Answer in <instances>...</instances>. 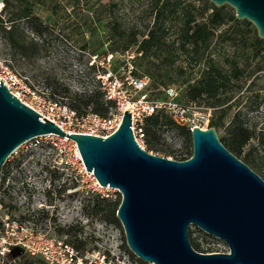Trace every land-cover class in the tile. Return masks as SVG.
Masks as SVG:
<instances>
[{
  "label": "water",
  "instance_id": "obj_1",
  "mask_svg": "<svg viewBox=\"0 0 264 264\" xmlns=\"http://www.w3.org/2000/svg\"><path fill=\"white\" fill-rule=\"evenodd\" d=\"M207 1L230 6L264 39V0ZM130 126L125 110L107 137L68 133L18 100L0 80V167L12 151L39 135L65 136L75 141L100 184L121 193L116 216L137 258L150 264H264V178L222 144L214 127H193L192 152L177 159L143 149ZM191 225L220 238L229 250H196Z\"/></svg>",
  "mask_w": 264,
  "mask_h": 264
},
{
  "label": "rangeland",
  "instance_id": "obj_2",
  "mask_svg": "<svg viewBox=\"0 0 264 264\" xmlns=\"http://www.w3.org/2000/svg\"><path fill=\"white\" fill-rule=\"evenodd\" d=\"M58 1L66 5V8L53 20L46 19L44 10L38 9L34 12V15L49 27L44 35L35 34L24 21L18 22L19 29L35 43L27 54L12 49L0 32V59L7 61L42 95L66 102L68 98L61 92L62 87H67L73 95L76 92L90 91L96 86L93 79L96 72L87 68L94 61V56L83 51L81 45L85 40L91 44V48L99 46V40L101 41L106 30L97 22L95 32L90 33L88 30L82 36L83 16L93 9H100L102 5L104 6L101 15L103 21L113 18L124 27L136 26L139 39L140 33H145L149 29L151 17L149 0H78L77 3L73 0ZM192 1L196 2V0ZM2 10L3 4H0V14ZM94 25L96 26V22ZM174 30L175 27H168L167 40L175 38ZM111 44L112 42L107 40L98 52V57L95 58L99 71L102 70L101 63L105 60L102 51ZM127 51L135 52V45L130 46ZM232 51V47L222 43H213L210 48L212 56L219 60L223 55L230 56ZM122 52L124 51H116L113 59L118 60ZM172 59V65L164 66L162 71L167 76L164 81L168 85L159 86L158 89L165 91L167 88H173L179 96H182L184 89L182 78L189 76L190 82H193L204 66L198 64L197 58L182 54L178 50L174 51ZM160 60V57L155 56L140 60V53L135 54L138 71H142L144 66L149 65L148 63L152 61L157 63ZM177 66L185 67L186 74L183 77L176 74ZM255 75H257L254 79L255 84L251 90H248V82L241 88V92L237 91L235 86H227L224 91L232 95L231 111L245 113L248 123L256 128V133L264 135V73L256 72ZM242 91L243 98L238 97ZM256 94L259 97L257 100H255ZM200 104L203 105L205 102L201 101ZM162 135L164 139L161 145L162 151L155 153L179 158L191 151L192 144L189 137L181 136L174 130H164ZM217 135L219 138L223 136L224 129H217ZM51 155L52 151L45 146L34 147L31 142H27L7 157L6 165L0 169V221L2 222L0 234L6 228V221L16 219L20 223L36 226L60 236L73 245L82 240L84 244L79 248L81 251L91 248L106 249L108 253L116 254L114 261L118 258L120 260L129 258L137 264V260L129 253L119 220L107 222L86 215L82 206L83 198L88 193L68 190L69 184H63L58 173L54 174L49 168L48 161ZM59 188L62 190H58ZM109 193L112 198L118 196L121 198V194L116 190H111ZM190 227H195L194 232L198 234L196 230L199 229L198 227L193 225ZM200 246L205 252L224 251L226 243L215 236H206L204 240H200ZM27 256L21 249L17 252L12 249L0 255V264H24Z\"/></svg>",
  "mask_w": 264,
  "mask_h": 264
},
{
  "label": "trees",
  "instance_id": "obj_3",
  "mask_svg": "<svg viewBox=\"0 0 264 264\" xmlns=\"http://www.w3.org/2000/svg\"><path fill=\"white\" fill-rule=\"evenodd\" d=\"M73 2L77 3L78 0H73ZM65 8L66 5L58 0H4L2 14H0V32L12 49L25 55L32 50L35 43L19 29L18 22L24 21L35 34L42 36L49 27L34 15V12L38 9L44 10L46 19L53 20ZM103 11L104 6L101 5L100 9H93L83 16L82 36L88 30L90 33L95 32L97 22L103 26L106 33L102 35L101 41L99 40V46L91 48V44L84 40L81 49L97 58L98 52L109 40L112 44L102 51L104 58L116 51L126 52L132 45H135L136 54L140 53V60L147 59L149 56L160 57L159 62L152 61L144 66L142 71L139 70L140 74H145L150 78V87L153 90L150 92L151 97H164V91L158 88L168 85L164 81L167 76L162 71L164 66L172 65L175 50L197 58L198 64L204 67L201 68L193 82H190L189 76L182 78L181 83L184 89L182 96L177 95L176 100L182 103L195 102L199 105H202L200 102L204 101L206 105L203 104V106L212 109L209 127H214L216 131L219 128L224 129V135L218 137L222 144L264 178V135L256 133V128L248 123L245 113L231 111L232 95L224 91L227 86H235L236 90L240 91L248 82V90H251L257 76L255 73H264V39L257 35L253 24L245 19H237L230 6L217 7L207 0H196V2L192 0H149V16L151 17L149 29L145 33L139 32L141 34L139 39L136 26L124 27L113 18L103 21L101 16ZM168 27H175L176 36L171 40H167ZM213 43L229 45L233 48L232 54L223 55L220 60L216 59L210 53ZM95 62L96 60L87 68L97 74L99 67ZM185 70V67L177 66L176 74L183 77L186 74ZM96 74H94V82ZM61 92L68 100L59 102L73 109L78 115L92 111L107 117L111 108L115 106L113 101L105 99L103 92L97 86L90 91L76 92L73 95L67 87H62ZM242 94H244L243 91L238 97L243 98ZM255 96V100L259 99L258 94ZM52 98L57 100L55 97ZM142 127L147 151H162L164 130H174L177 134L191 139L190 130L187 127L176 125L172 118L162 110L146 117ZM191 152L192 150L177 159L186 158ZM6 163L7 160L2 167ZM53 173L57 172L53 171ZM83 200L82 207L86 215L107 222H118L116 209L121 201L120 196L106 198L100 196L99 193H88ZM0 225L2 226L1 221ZM196 230L198 234L194 232L195 227H189L190 242L196 250L205 251L200 246V240H204L206 236H212L201 229L196 228ZM83 244V241L79 240L74 245L81 248ZM124 246L126 247L125 243ZM20 249L13 248L16 252ZM129 253L137 260V264H150L135 257L132 252L129 251ZM27 257L24 264H43L40 258Z\"/></svg>",
  "mask_w": 264,
  "mask_h": 264
},
{
  "label": "built area",
  "instance_id": "obj_4",
  "mask_svg": "<svg viewBox=\"0 0 264 264\" xmlns=\"http://www.w3.org/2000/svg\"><path fill=\"white\" fill-rule=\"evenodd\" d=\"M135 54L126 51L118 60L113 59V54H108L101 63L102 70L96 74L95 85L103 92L106 100L115 103L107 117L92 111L78 115L67 105L42 95L7 61L1 59L0 80L18 100L68 133L107 137L117 129L125 110L130 113L133 136L143 149L144 119L160 110L167 113L178 126L187 127L189 130L193 127L208 128L211 108L195 102L177 101L178 93L173 88L165 89L164 97L150 96V78L137 70ZM95 58L96 56L93 57L94 60ZM27 142H31L34 147L43 145L52 151L48 161L49 168L58 173L63 184H69L68 190L99 193L106 198L110 197L111 190L121 194L115 187L100 184L93 171L86 169L80 151L72 139L49 133ZM15 247L21 248L30 257L40 258L43 264H135L129 258H118L114 261L116 254L108 253L106 249L91 248L81 251L60 236L12 219L6 221V228L0 234V255ZM228 250L226 245L224 251Z\"/></svg>",
  "mask_w": 264,
  "mask_h": 264
}]
</instances>
